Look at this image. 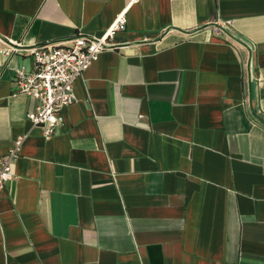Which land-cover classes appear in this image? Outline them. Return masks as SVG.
I'll list each match as a JSON object with an SVG mask.
<instances>
[{
  "label": "crops",
  "instance_id": "crops-1",
  "mask_svg": "<svg viewBox=\"0 0 264 264\" xmlns=\"http://www.w3.org/2000/svg\"><path fill=\"white\" fill-rule=\"evenodd\" d=\"M121 12L45 136L15 69ZM4 47L0 264H264V0H0Z\"/></svg>",
  "mask_w": 264,
  "mask_h": 264
},
{
  "label": "built area",
  "instance_id": "built-area-1",
  "mask_svg": "<svg viewBox=\"0 0 264 264\" xmlns=\"http://www.w3.org/2000/svg\"><path fill=\"white\" fill-rule=\"evenodd\" d=\"M126 18L121 12L114 22L99 36L77 33L67 39H57L32 46L28 55L31 68L24 65L14 71V92L36 100L26 118L34 126H41L43 134L50 136L63 122V111L74 101L73 85L104 49L112 48L109 39L125 30ZM214 29H218L214 26ZM17 51L4 47L0 54L5 63ZM20 139H16L7 153L0 156V190L13 177L12 163L18 155Z\"/></svg>",
  "mask_w": 264,
  "mask_h": 264
}]
</instances>
